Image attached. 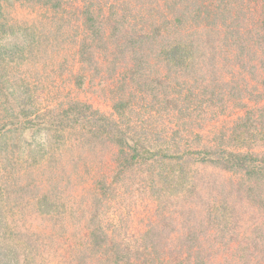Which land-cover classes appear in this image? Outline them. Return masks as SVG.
Wrapping results in <instances>:
<instances>
[{
  "label": "rangeland",
  "instance_id": "1",
  "mask_svg": "<svg viewBox=\"0 0 264 264\" xmlns=\"http://www.w3.org/2000/svg\"><path fill=\"white\" fill-rule=\"evenodd\" d=\"M255 6L0 0V264H264Z\"/></svg>",
  "mask_w": 264,
  "mask_h": 264
},
{
  "label": "trees",
  "instance_id": "2",
  "mask_svg": "<svg viewBox=\"0 0 264 264\" xmlns=\"http://www.w3.org/2000/svg\"><path fill=\"white\" fill-rule=\"evenodd\" d=\"M203 12H207V14L211 15L212 10H211V8H207V9H204ZM254 13L257 16V18H256L257 21H259V20H260L259 22L264 21V10L262 9V7L258 8V6H255ZM237 36L240 37L241 40L244 38L243 36L239 35V33L237 34ZM21 105H22V103H21ZM119 113H121V111H119ZM27 114H28V116L24 115V118L23 117L21 118V116H20V119H22L23 121L25 120L24 123H26V121L28 119L27 117H30L29 115L31 114V111H28ZM114 122H116V121H114ZM112 125L115 126L113 123H112ZM114 130H115V132L119 131V127L115 126ZM208 153L214 155V157L216 158L217 163H219V167L221 169H225V170L230 169L231 170L233 168H237L238 165H240V164L242 165V163L246 164V166L249 167V169L253 166L251 168V170H254L256 173L260 172L261 170L264 169V154L261 158H259V161H258L255 156L251 157L249 154L244 153L246 155L245 156L244 154H242L241 152H239L237 150L235 152V151H231V150L225 151V149H222L221 151H218L217 153L214 151H209ZM137 155L138 154L133 153L131 156H129L128 160H127V164L128 165H135L137 163H142L143 159L141 160L142 162L141 161L138 162L137 161L138 159L137 160L135 159V157H137ZM240 155H243V156H240ZM121 164L122 163H120V165ZM127 164L123 163V165H127ZM249 169H246L245 172L248 173Z\"/></svg>",
  "mask_w": 264,
  "mask_h": 264
}]
</instances>
